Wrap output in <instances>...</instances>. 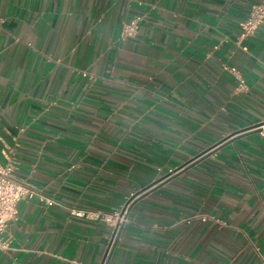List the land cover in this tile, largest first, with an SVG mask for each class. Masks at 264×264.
Here are the masks:
<instances>
[{"label": "crops", "instance_id": "crops-1", "mask_svg": "<svg viewBox=\"0 0 264 264\" xmlns=\"http://www.w3.org/2000/svg\"><path fill=\"white\" fill-rule=\"evenodd\" d=\"M256 1L0 0V161L38 191L0 264H261Z\"/></svg>", "mask_w": 264, "mask_h": 264}, {"label": "built area", "instance_id": "built-area-1", "mask_svg": "<svg viewBox=\"0 0 264 264\" xmlns=\"http://www.w3.org/2000/svg\"><path fill=\"white\" fill-rule=\"evenodd\" d=\"M141 17L136 16L122 26V36L128 37L136 33L138 22ZM264 23V0L253 2L248 11L246 19L242 23V37L255 35L257 29ZM229 71H235L234 67L225 66ZM264 136V131L261 132ZM5 162L0 161V234L6 231L9 221L17 219L19 210L18 204L23 199H29L38 194L36 188L24 181H20L16 176L17 160L14 156L13 147L6 145L3 150ZM126 209L124 211H114L112 214L105 215L107 222L121 224L126 220ZM84 211H77L76 215H84ZM201 219L211 218L208 215H199ZM261 264H264V255L255 247Z\"/></svg>", "mask_w": 264, "mask_h": 264}]
</instances>
